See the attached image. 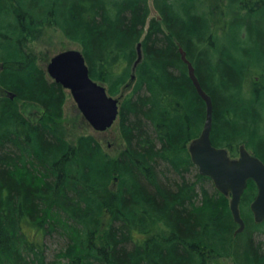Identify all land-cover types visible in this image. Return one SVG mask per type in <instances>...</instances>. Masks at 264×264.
Returning <instances> with one entry per match:
<instances>
[{
  "label": "trees",
  "instance_id": "1",
  "mask_svg": "<svg viewBox=\"0 0 264 264\" xmlns=\"http://www.w3.org/2000/svg\"><path fill=\"white\" fill-rule=\"evenodd\" d=\"M152 1L156 15L150 0H0V264H264L256 183L237 233L229 198L191 159L206 103L180 50L213 98V143L232 156L245 143L264 160V84L246 81L264 73V0H226L217 15L205 0ZM47 26L78 41L92 78L122 97L117 158L94 134L58 131L68 90L30 51ZM47 235L59 240L49 261Z\"/></svg>",
  "mask_w": 264,
  "mask_h": 264
},
{
  "label": "water",
  "instance_id": "2",
  "mask_svg": "<svg viewBox=\"0 0 264 264\" xmlns=\"http://www.w3.org/2000/svg\"><path fill=\"white\" fill-rule=\"evenodd\" d=\"M180 50L196 90L206 103L203 128L188 144L191 159L200 174L209 176L216 188L230 197V210L234 221L239 225L237 232H241L246 227L241 201L250 179L257 185V194L250 208L256 222L264 221V160L245 143L240 145L237 156H232L228 148L213 143V98L203 87L185 50L182 47ZM141 58L142 49L139 43L134 71ZM47 71L51 78L71 92L80 110L95 129L106 130L113 125L119 116L122 97L111 95L106 85L92 78L81 49H66L56 53L48 62Z\"/></svg>",
  "mask_w": 264,
  "mask_h": 264
},
{
  "label": "rangeland",
  "instance_id": "3",
  "mask_svg": "<svg viewBox=\"0 0 264 264\" xmlns=\"http://www.w3.org/2000/svg\"><path fill=\"white\" fill-rule=\"evenodd\" d=\"M205 4L211 8L213 14H223L220 3L226 4V0H205ZM152 14L156 15L153 1L150 0ZM221 24V23H220ZM81 44L73 39L68 38L61 29L55 26L45 27L38 38L30 43V51L37 63L43 68H47L48 62L51 57L56 53L66 49H81ZM3 65L0 63V71ZM253 81H252V80ZM250 80V81H248ZM264 73L262 69L257 68L246 79L248 86L250 87L253 83L257 86H263L264 84ZM252 83V84H251ZM257 88V87H256ZM127 92V91H126ZM4 93L3 88L0 85V97ZM14 97V95H11ZM120 97L119 95H115ZM20 110L30 120L37 122L41 119H45L44 110L40 105L33 101L17 99ZM44 117V118H43ZM58 131L61 132L67 140L75 142L79 136L86 134H94L95 137L102 143L104 149L113 157L117 158L121 151L125 148L126 143L123 136L122 124L118 117L111 127L106 130H97L87 120L82 111L80 110L77 102L73 95L68 90V97L64 104L63 116L57 121ZM115 185V184H114ZM205 185L208 189L213 190L215 188L213 180H206ZM115 187V186H114ZM229 203H230V197ZM46 259H54V253L59 248V240L47 235L44 239ZM219 264H234L231 257H219L217 261ZM57 264H67V260L61 258L57 261Z\"/></svg>",
  "mask_w": 264,
  "mask_h": 264
},
{
  "label": "bare ground",
  "instance_id": "4",
  "mask_svg": "<svg viewBox=\"0 0 264 264\" xmlns=\"http://www.w3.org/2000/svg\"><path fill=\"white\" fill-rule=\"evenodd\" d=\"M186 56H187V54H186ZM187 58H188V57H187ZM188 59H189V58H188ZM189 60H190V59H189ZM239 148H240V147H239ZM214 185H215V184H214ZM215 187H216V186H215ZM237 229H238V228H237ZM237 233H238V232H237ZM219 257H220V256H219ZM228 257H229V256H228ZM228 257H227V258H228ZM220 258H221V257H220Z\"/></svg>",
  "mask_w": 264,
  "mask_h": 264
}]
</instances>
